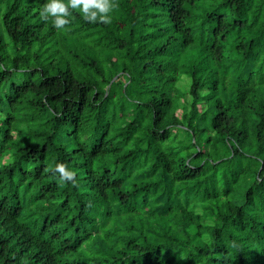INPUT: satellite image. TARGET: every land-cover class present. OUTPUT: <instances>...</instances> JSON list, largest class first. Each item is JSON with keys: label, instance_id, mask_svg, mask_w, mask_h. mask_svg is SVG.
<instances>
[{"label": "trees", "instance_id": "trees-1", "mask_svg": "<svg viewBox=\"0 0 264 264\" xmlns=\"http://www.w3.org/2000/svg\"><path fill=\"white\" fill-rule=\"evenodd\" d=\"M45 2L0 0V264H264V0Z\"/></svg>", "mask_w": 264, "mask_h": 264}, {"label": "clouds", "instance_id": "clouds-1", "mask_svg": "<svg viewBox=\"0 0 264 264\" xmlns=\"http://www.w3.org/2000/svg\"><path fill=\"white\" fill-rule=\"evenodd\" d=\"M112 7V0H46L41 6L40 13L45 19L52 17L55 27L61 29L71 23L73 9L79 10L85 20L109 22ZM55 171L63 181L75 180V171L64 162H58Z\"/></svg>", "mask_w": 264, "mask_h": 264}]
</instances>
